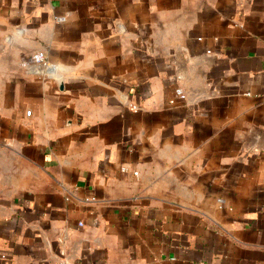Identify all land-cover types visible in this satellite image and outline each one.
<instances>
[{
    "label": "crops",
    "instance_id": "0c3cea01",
    "mask_svg": "<svg viewBox=\"0 0 264 264\" xmlns=\"http://www.w3.org/2000/svg\"><path fill=\"white\" fill-rule=\"evenodd\" d=\"M61 259L264 264V0H0V264Z\"/></svg>",
    "mask_w": 264,
    "mask_h": 264
},
{
    "label": "built area",
    "instance_id": "2783aa9c",
    "mask_svg": "<svg viewBox=\"0 0 264 264\" xmlns=\"http://www.w3.org/2000/svg\"><path fill=\"white\" fill-rule=\"evenodd\" d=\"M20 64L24 68L38 67L39 69H48L49 62L46 56L45 51L38 50L30 53H25L20 57ZM176 93L181 96H185L183 89L178 88ZM133 108L136 110L138 107L133 105ZM137 175V172H134ZM83 225V223H80ZM56 264H69V262L65 259L59 260Z\"/></svg>",
    "mask_w": 264,
    "mask_h": 264
},
{
    "label": "water",
    "instance_id": "95a60500",
    "mask_svg": "<svg viewBox=\"0 0 264 264\" xmlns=\"http://www.w3.org/2000/svg\"><path fill=\"white\" fill-rule=\"evenodd\" d=\"M61 87H62V83H61Z\"/></svg>",
    "mask_w": 264,
    "mask_h": 264
}]
</instances>
